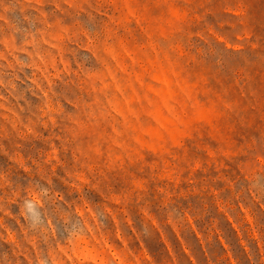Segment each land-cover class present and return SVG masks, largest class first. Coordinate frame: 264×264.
Instances as JSON below:
<instances>
[{"label":"rangeland","instance_id":"obj_1","mask_svg":"<svg viewBox=\"0 0 264 264\" xmlns=\"http://www.w3.org/2000/svg\"><path fill=\"white\" fill-rule=\"evenodd\" d=\"M0 264H264V0H0Z\"/></svg>","mask_w":264,"mask_h":264}]
</instances>
